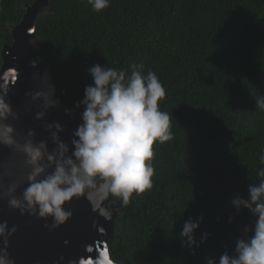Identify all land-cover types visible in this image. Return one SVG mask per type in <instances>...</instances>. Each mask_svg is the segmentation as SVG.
Masks as SVG:
<instances>
[{"label":"trees","instance_id":"obj_1","mask_svg":"<svg viewBox=\"0 0 264 264\" xmlns=\"http://www.w3.org/2000/svg\"><path fill=\"white\" fill-rule=\"evenodd\" d=\"M0 0V51L12 44L11 27L23 2ZM38 63L47 69L54 98L81 115L76 103L92 83L86 69L143 64L166 89L160 109L172 114L174 139L153 147V188L120 207L109 255L121 264H206L234 252L244 226L255 218L236 214L232 198L257 178L264 149V0H111L95 12L88 0H48L36 22ZM1 65V58H0ZM203 216L181 246L189 218ZM232 217L231 223L228 222ZM247 235H251L249 232ZM195 252L193 255L192 252Z\"/></svg>","mask_w":264,"mask_h":264},{"label":"clouds","instance_id":"obj_2","mask_svg":"<svg viewBox=\"0 0 264 264\" xmlns=\"http://www.w3.org/2000/svg\"><path fill=\"white\" fill-rule=\"evenodd\" d=\"M88 4L93 11L101 12L110 7L111 0H88ZM29 43L34 44L35 39ZM129 67L130 74L126 69L100 64L86 69L92 83L85 86L83 99L75 105L83 109L82 122L72 133L71 151L69 144L59 137L64 131L60 123L44 125L54 145L51 150L46 140L36 141L34 130L28 129L26 133L18 130L10 122L18 121L19 114L5 98L8 85L0 87V145L22 158L19 163L29 169L24 181L26 187L15 180L5 184L3 178L13 172L9 162H0V200H6L10 210H18L22 216L51 218V231L71 219L73 213L65 205L74 198H85L93 212L109 221L113 206H116L115 212L117 208L110 202L111 198L115 197L120 207H126L133 193L139 196L153 188V146L174 139L173 116L160 109L159 102L167 93L157 74L151 69L145 74L143 64ZM13 70L12 84H15L18 74ZM34 79L37 80L36 90L27 92L26 96L30 103L40 102L34 117L39 121L48 109L57 107V102L53 99L55 86L49 83L48 74H39L38 79L34 74ZM255 105L264 110V96L260 95ZM257 159L262 167L257 169V178L248 177L251 183L247 187V198L237 194L231 200L236 214L242 209L248 210L255 218L254 224L251 228L243 227L245 235L237 239L232 254L224 251L218 260L209 258L206 264H264V149ZM202 221L203 216L195 221L189 217L183 223L182 247L194 249L204 243L206 234L199 242L194 237ZM231 221L230 216L228 222ZM16 231L15 225L9 227L7 221L0 222V264H15L8 246L9 238ZM104 262L116 264L107 252ZM69 264H80V259Z\"/></svg>","mask_w":264,"mask_h":264},{"label":"water","instance_id":"obj_3","mask_svg":"<svg viewBox=\"0 0 264 264\" xmlns=\"http://www.w3.org/2000/svg\"><path fill=\"white\" fill-rule=\"evenodd\" d=\"M23 8L22 20L18 25L11 27L12 44L3 46L0 51V87L8 85L5 98L19 114L18 121L10 122L22 132L34 130L36 141L46 140L49 150L54 145L48 139L49 133L45 131L44 125L60 123L64 131L59 133V137L69 144L71 151L72 133L82 122L76 117L78 114L68 109L66 112L53 96L57 107L48 109L44 118L37 121L34 117L40 102L30 103L26 96L27 92L36 90L37 80L34 79V74L38 79L39 74L47 73V69L41 68L38 63L35 28L37 20L47 12L48 0H35L31 5L23 2ZM34 39V44L29 43ZM13 68L18 74L15 84H12L15 77ZM19 160L22 158L0 145V162H9L13 172L11 176L3 178L4 183L15 180L26 187L24 181L29 169L19 163ZM115 207L112 208V220L105 221L98 213L92 211L85 198H74L65 205V208L73 213L71 219L50 231L51 218L40 219L29 217L27 214L22 216L18 210H10L6 200H0V222L7 221L9 227L15 225L17 228L16 233L9 238V255L15 264H69V261L79 259L80 264H105L104 256L106 252L109 255V242L114 236V220L118 212V207L116 212L114 211ZM46 224L49 227H45ZM60 257H63V260Z\"/></svg>","mask_w":264,"mask_h":264},{"label":"rangeland","instance_id":"obj_4","mask_svg":"<svg viewBox=\"0 0 264 264\" xmlns=\"http://www.w3.org/2000/svg\"><path fill=\"white\" fill-rule=\"evenodd\" d=\"M76 117L80 119V115H77Z\"/></svg>","mask_w":264,"mask_h":264}]
</instances>
